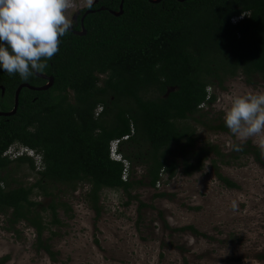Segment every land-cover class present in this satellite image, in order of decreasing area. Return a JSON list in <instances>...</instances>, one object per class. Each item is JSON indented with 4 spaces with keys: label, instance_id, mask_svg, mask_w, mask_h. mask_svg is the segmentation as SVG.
<instances>
[{
    "label": "trees",
    "instance_id": "1",
    "mask_svg": "<svg viewBox=\"0 0 264 264\" xmlns=\"http://www.w3.org/2000/svg\"><path fill=\"white\" fill-rule=\"evenodd\" d=\"M120 2L97 0L82 10L80 17L93 9L84 17L85 33L73 32L82 29L79 21L60 38L59 51L41 72L53 78L52 85L22 87L15 113L0 115V214L12 227L21 221L32 227L38 247L53 259L48 237H42L45 231L55 234L49 224H61V202L48 184L73 191L88 184L86 196L99 213L102 189L129 194L136 185L156 188L164 174L171 179L179 168L184 175L201 170L210 153L216 156L214 166L249 154L264 167L261 149L251 141L234 143L227 155L216 144L198 146L196 127L188 122L193 118L209 129L228 131L224 120L202 118L203 106L216 99L210 88H223L240 74L248 83L256 76L264 79V0H124L122 13H111ZM241 13L244 17L232 22ZM22 83L41 86L46 79L34 73L22 80L0 71V111L12 110ZM113 140L128 162L125 179L124 163L109 155ZM14 143L39 154L40 168L29 156L4 155ZM173 149L180 159L170 157ZM24 163L39 178L13 187L7 173ZM137 163L144 167L138 179L133 175ZM216 174L224 186H238L217 169ZM36 190L50 197L46 206L33 199ZM144 206L140 201L139 208ZM175 229L204 235L192 225ZM8 258L1 256L0 264Z\"/></svg>",
    "mask_w": 264,
    "mask_h": 264
},
{
    "label": "rangeland",
    "instance_id": "2",
    "mask_svg": "<svg viewBox=\"0 0 264 264\" xmlns=\"http://www.w3.org/2000/svg\"><path fill=\"white\" fill-rule=\"evenodd\" d=\"M96 2L92 0L91 5ZM88 6V0H70L65 14L72 25ZM210 91L216 99L203 106L202 118L212 123L223 120L221 107L227 95L264 91V79L256 76L248 83L240 74L226 80L223 88L212 86ZM188 122L196 127L198 146L216 144L227 155L236 142L259 146L255 138L240 141L229 130L209 129L193 118ZM260 151L264 160V149ZM172 156L181 158L177 149ZM212 158L216 156L210 153L202 169L191 175H184L180 168L171 179L164 174L156 188L136 185L129 194L104 188L99 213L86 196L88 184H79L75 191L67 185L48 184L61 202V224H49L55 234L49 237L45 231L42 237L49 238L54 259L38 247L32 227L24 221L12 227L2 214L0 257L9 256L5 264H264V167L249 154L227 164L217 160L215 166ZM216 169L238 186H224ZM133 170L138 179L144 167L137 163ZM7 176L13 187L39 178L25 163L13 166ZM161 192L164 195H158ZM33 199L46 206L50 197L36 190ZM140 201L146 206L139 208ZM41 214L49 220L48 209ZM186 225L204 235L175 229Z\"/></svg>",
    "mask_w": 264,
    "mask_h": 264
},
{
    "label": "clouds",
    "instance_id": "3",
    "mask_svg": "<svg viewBox=\"0 0 264 264\" xmlns=\"http://www.w3.org/2000/svg\"><path fill=\"white\" fill-rule=\"evenodd\" d=\"M91 2L88 0L89 5ZM69 7L70 0H0V71L22 80L43 72L59 51L60 38L72 27V20L65 14ZM225 105L221 110L230 133L240 141L255 138L254 142L264 149V91L229 94ZM14 146L31 149L20 143ZM119 149V141L113 140L110 157H120L118 161L128 165Z\"/></svg>",
    "mask_w": 264,
    "mask_h": 264
},
{
    "label": "water",
    "instance_id": "4",
    "mask_svg": "<svg viewBox=\"0 0 264 264\" xmlns=\"http://www.w3.org/2000/svg\"><path fill=\"white\" fill-rule=\"evenodd\" d=\"M123 1L124 0H121V2H120L119 10L118 11L111 10V13H113L115 15L121 14L122 13ZM151 1L157 3L160 0H151ZM92 11H93V9H86L85 12L83 13V15L81 16V18H80V23H81V28H82L81 30H79V31L78 30H73V27H71L70 31L73 30V32L75 34H79V35L84 34L85 33V29H84V26H83L84 17H85V15L87 13L92 12ZM35 75H37V76H39L41 78L46 79V83L44 85H41V86H32V85H30L28 83H22V84H20L17 87V89L15 91V94H14V106H13L12 110L6 111V112L0 111V115H11V114H14L15 113V111L17 109V106H18V96H19V92L22 89V87H27V88H30V89H33V90H44V89L49 88L52 85L53 78L51 76H47L45 73H41V72L40 73H35ZM1 91H2V93L4 91V88L2 86H1Z\"/></svg>",
    "mask_w": 264,
    "mask_h": 264
},
{
    "label": "built area",
    "instance_id": "5",
    "mask_svg": "<svg viewBox=\"0 0 264 264\" xmlns=\"http://www.w3.org/2000/svg\"><path fill=\"white\" fill-rule=\"evenodd\" d=\"M243 17H244V13H241L238 16L234 17V21L242 19ZM125 138H126V136H125ZM24 153H26L27 156H30L35 161V164L37 165V167L40 165V156H38L36 153H34V151L31 149H23V148L16 149V148L9 146L8 149L4 152V155L8 156L10 159H15L19 156H22ZM117 159L122 160V158H120V157H118ZM127 167H128V165L125 162L124 170H123V174H122L123 179H125L127 176Z\"/></svg>",
    "mask_w": 264,
    "mask_h": 264
},
{
    "label": "flooded vegetation",
    "instance_id": "6",
    "mask_svg": "<svg viewBox=\"0 0 264 264\" xmlns=\"http://www.w3.org/2000/svg\"><path fill=\"white\" fill-rule=\"evenodd\" d=\"M82 13H80L79 15H78V17H77V20L74 22V24L72 25V27H74V26H77V24L79 23V21H80V15H81Z\"/></svg>",
    "mask_w": 264,
    "mask_h": 264
}]
</instances>
